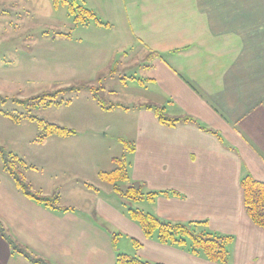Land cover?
Returning <instances> with one entry per match:
<instances>
[{"label": "crops", "instance_id": "1", "mask_svg": "<svg viewBox=\"0 0 264 264\" xmlns=\"http://www.w3.org/2000/svg\"><path fill=\"white\" fill-rule=\"evenodd\" d=\"M105 4L108 28L114 27L113 14L124 25L108 68L115 67L114 75L135 71L111 93L139 98L130 179L148 191L169 193L149 203L148 212L174 223L206 222L209 231L232 236L227 264H264V229L247 215L241 188L248 174L264 181V0ZM122 103L116 104L130 108ZM147 104L165 107L173 118L192 117L205 129L189 122L166 126L141 107ZM30 182L45 195L57 193L43 190L40 179L37 189ZM72 192L83 195V202L61 206L74 211L50 210L0 173V220L51 264H115L124 238L132 245L122 253L152 264H218L146 238L117 199L99 189L94 195ZM0 264L33 263L13 253L0 235Z\"/></svg>", "mask_w": 264, "mask_h": 264}, {"label": "rangeland", "instance_id": "2", "mask_svg": "<svg viewBox=\"0 0 264 264\" xmlns=\"http://www.w3.org/2000/svg\"><path fill=\"white\" fill-rule=\"evenodd\" d=\"M78 1L93 10L101 21L108 22L106 0ZM111 20L112 28L98 26L93 20L77 24L66 6L56 8L52 0H0L1 95L24 99L82 83L97 85L100 78L108 76L102 92L107 104L123 102L126 107L130 106L129 109L103 110L89 91L68 93L58 99L66 104L33 111L32 116L73 129L77 136H52L45 145L39 146L35 143L42 133L38 120L24 118L27 111L21 107L0 102V145L27 163L22 171L36 189L40 179L43 190L59 193L61 205L81 204L83 195L72 191L94 195L93 189L88 187L91 185L99 189L102 196L117 199L115 202L124 211L139 208L148 212L149 202L123 200L112 187L98 179L100 171L115 168L112 158L126 156L130 162L131 153L125 151L121 140L134 143L137 129L134 106L139 98L111 93L123 76H132L135 72L119 70L118 74L109 75L107 69L112 67L108 68L107 56L116 57L115 39L124 29L114 14ZM3 113L20 115L21 122L15 124ZM0 173L8 175L1 156ZM130 245L129 239H119L117 251L126 252Z\"/></svg>", "mask_w": 264, "mask_h": 264}, {"label": "trees", "instance_id": "3", "mask_svg": "<svg viewBox=\"0 0 264 264\" xmlns=\"http://www.w3.org/2000/svg\"><path fill=\"white\" fill-rule=\"evenodd\" d=\"M52 2L56 8L60 5L66 6L68 8L69 14L74 18V22L77 24L84 25L87 24L88 21L93 20L98 26H104L107 28L110 27L108 23L101 21V19L93 10L87 9L85 6L81 5L78 0H52ZM57 36L69 37L70 35L58 34ZM151 56L156 57L158 55L151 53ZM115 72V67H112L109 75L112 76L115 74ZM104 90V77H102L98 80L97 85L82 83L69 87L43 91L37 95L24 99H19L16 97H4L0 94V102L2 104L11 103L21 107L27 111V114L24 115V118H28L32 121L38 120L42 133L35 140V143L39 146H43L52 136L68 138L75 136L77 133L73 129L38 119L32 116L33 111L49 108L52 106L64 105L66 102L63 99L58 101L60 97L68 93L81 91L91 92L93 98L103 110H112L115 107L125 108L124 106L116 103L108 105L106 99H104L102 96V92ZM141 107L154 112L159 121L169 127H175L179 124L188 122L199 125L198 121L192 117L185 116L181 118H173L168 116L165 107L152 104L143 105ZM3 115L15 124H19L21 122L22 116L20 115L15 116L11 113H3ZM202 128L205 129V127ZM210 132L212 131L210 130ZM213 134L216 133L213 132ZM121 142L124 145L125 151L128 153H133L135 151V146L133 143H129L125 140H121ZM0 156L5 172L12 179L18 190L26 198L50 210L59 212L74 211L73 208L61 206V196L59 193L45 195L36 191L22 171V169L27 168V163L19 156L8 152L6 148L1 145ZM112 161L115 164V168L110 171H100L98 173V179L100 182L112 187L113 191L123 200L132 202L147 201L152 203L158 196L169 194L167 192L148 191L143 183L131 181L129 174V163L126 159V156H122L121 158H113ZM123 183L127 184V186L123 187ZM88 187L94 191L98 190L96 187L91 185H88ZM241 188L243 191V200L247 215L257 227L264 229V181H259L251 174H248L242 178ZM127 215L132 221L138 224L148 239H155L161 244L187 250L192 255L203 257L212 263L227 264L229 262V245L233 242L234 238L229 235H220L209 231L206 222L174 223L160 219L159 217L139 208H128ZM0 235L9 245L13 253L23 256L33 264H51L49 261L32 253L25 245L17 240L6 229L1 220ZM117 236L118 235H115L113 237L114 243H117ZM132 241L136 248L141 247L140 242L135 240ZM114 245L117 246L116 244ZM115 264L152 263L141 260L134 255L117 253Z\"/></svg>", "mask_w": 264, "mask_h": 264}]
</instances>
